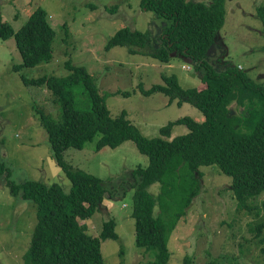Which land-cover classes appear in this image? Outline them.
Instances as JSON below:
<instances>
[{
	"label": "rangeland",
	"instance_id": "374dc122",
	"mask_svg": "<svg viewBox=\"0 0 264 264\" xmlns=\"http://www.w3.org/2000/svg\"><path fill=\"white\" fill-rule=\"evenodd\" d=\"M263 1L225 0L224 23L206 53V60L215 69L238 65L251 80L262 85L264 47L255 6ZM38 5L46 9L49 24L55 31L48 61L14 70L12 65L21 60L14 37H0V170L3 169L0 171V264H24L23 253L36 222V204L31 199L13 196L6 179L15 183L24 180L56 183L64 191L69 187V181L50 155L47 134L35 112L37 108L58 119L60 104L51 101L50 92L43 84L25 85L21 73L29 79L42 74L64 75L65 59L85 65L100 92L108 94L111 114L115 117L125 110L127 118L146 137L160 136L161 126L183 116L198 122L203 120V114L188 102L179 105L175 99L169 103L168 96L162 93L144 96L137 88L138 83L146 89L163 83L162 74H176L184 89L198 86L204 68L198 67L197 61L180 55L177 50L164 62L145 53H130L125 46L105 47L121 26L154 32L168 19L142 8L139 0H0L1 20L17 29ZM157 39L160 41L158 37L152 38L155 42ZM117 90L121 93H114ZM72 91L76 108H91L90 98L81 84L73 86ZM233 107V115L243 110ZM186 131L185 125L177 124L172 136ZM98 138L82 149L68 147L62 152L63 159L72 167L102 178L108 188L109 184L117 188L112 200L105 199V204L91 217L79 220L85 223L88 232L98 235L104 220L114 217L118 237L102 239L105 263L138 264L151 259L150 251L154 250L135 243L131 211L132 186L136 181L129 174L139 165L145 167L148 158L131 140L116 148L106 146L97 151ZM199 169L201 189L170 232L165 264H182L185 255H190V264H264V230L259 234L255 229L264 218V190L249 200L252 211H240L230 189L231 178L215 165H203ZM158 186L151 184L148 191L155 194Z\"/></svg>",
	"mask_w": 264,
	"mask_h": 264
},
{
	"label": "trees",
	"instance_id": "16d2710c",
	"mask_svg": "<svg viewBox=\"0 0 264 264\" xmlns=\"http://www.w3.org/2000/svg\"><path fill=\"white\" fill-rule=\"evenodd\" d=\"M224 2L139 0L142 8L153 10L156 16L168 21L161 22L156 32L121 26L105 45L107 49L125 46L130 53H145L164 62L177 50L180 55L197 61L198 67L203 66L200 84L192 88H182L176 74H162L163 83L152 84L148 89L138 83L137 88L144 96L159 92L168 96L169 103L175 99L179 105L188 102L203 114L199 122L189 116L167 122L159 128L160 136H144L127 118L125 110L114 117L107 104L108 94L100 92L93 75L83 64L65 59L63 66L67 72L64 75L42 74L29 79L21 73L25 85L43 84L50 92L51 101L60 104L58 119L37 108L35 112L47 134L50 155L69 181L64 191L56 183L35 180L15 183L6 179L5 184L13 196L31 199L36 204V222L23 253L24 264H106L102 239L118 237L116 219L112 216L105 219L98 235L88 232L79 219L91 217L105 204V199L112 200L117 188L112 184L108 188L105 180L72 167L62 157L66 148L82 149L97 136V151L106 146L116 148L131 140L148 158L145 167L139 165L129 174L136 181L132 186L131 211L135 243L154 250L150 251L151 259L138 264H165L167 261L170 232L201 189L200 166L215 165L229 176L236 209L252 211L249 200L264 190V85L251 80L238 65L217 70L206 60V53L225 20ZM255 14L260 20L264 47V1L255 6ZM1 19L0 37L13 36L21 57L20 62L12 65L14 70L50 59L55 31L45 8L40 5L33 8L17 29ZM156 37L160 41L152 40ZM76 84L84 87L91 108L74 106L72 89ZM232 105L243 110L233 115ZM177 124L185 125L187 131L172 136ZM154 183L159 185L155 194L148 191ZM262 208L264 210V204ZM255 229L259 234L264 230V218ZM185 256L182 264H190V255Z\"/></svg>",
	"mask_w": 264,
	"mask_h": 264
},
{
	"label": "water",
	"instance_id": "95a60500",
	"mask_svg": "<svg viewBox=\"0 0 264 264\" xmlns=\"http://www.w3.org/2000/svg\"><path fill=\"white\" fill-rule=\"evenodd\" d=\"M186 58H188V57H186Z\"/></svg>",
	"mask_w": 264,
	"mask_h": 264
}]
</instances>
